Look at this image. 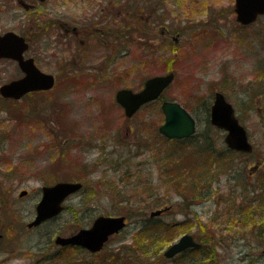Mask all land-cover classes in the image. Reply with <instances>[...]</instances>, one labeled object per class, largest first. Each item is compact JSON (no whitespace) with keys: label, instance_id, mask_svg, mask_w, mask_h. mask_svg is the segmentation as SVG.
I'll return each instance as SVG.
<instances>
[{"label":"rangeland","instance_id":"1","mask_svg":"<svg viewBox=\"0 0 264 264\" xmlns=\"http://www.w3.org/2000/svg\"><path fill=\"white\" fill-rule=\"evenodd\" d=\"M161 5L171 35L175 22L195 25L207 12L220 18L210 25L211 38L195 28L183 31L178 56L170 43L163 52L145 48L140 23L132 22L124 50L103 71L96 68L101 57L91 61L86 55L60 72L61 59L49 57V38L42 36L31 48L40 69L56 75L54 88L21 100L0 95V264L82 259L84 264H264V17L255 23L253 43L252 32L239 30L233 0H161ZM27 27L25 11L0 0V33ZM169 72L175 79L159 100L126 118L116 92H137L148 78ZM20 75L16 63L0 61V86ZM215 91L226 95L257 153L243 158L226 151L224 133L210 124ZM163 100L182 105L196 120V131L182 148L158 131ZM181 160L189 164L180 165ZM239 161L237 181L228 179V168ZM255 164L258 174L247 177ZM189 169L194 175L183 179ZM63 181H79L83 189L66 198L53 221L30 229L41 187ZM22 189L28 196L19 197ZM99 215L128 219L99 255L54 243L57 235L89 228ZM186 234L204 249L185 259H165L166 248ZM210 245L214 256L204 251Z\"/></svg>","mask_w":264,"mask_h":264},{"label":"flooded vegetation","instance_id":"2","mask_svg":"<svg viewBox=\"0 0 264 264\" xmlns=\"http://www.w3.org/2000/svg\"><path fill=\"white\" fill-rule=\"evenodd\" d=\"M9 1H13L15 3V6H19L25 11V15L28 21V27H27L28 29H26V31L25 30L18 31L16 29L4 30V32L0 33V36H4V34L6 33H13L14 35L16 34L17 36L24 39L25 43H27V47L25 51H23L22 53V59L33 60L34 66L40 71L42 70L37 65V58L33 54V49L31 48V46L37 44V42L41 40L42 36L49 38L48 41L49 45L47 47L48 51L50 50L51 52V54H49V57L55 58L53 60H56L57 58L61 59L59 70H61L60 72H64V73L68 72V70H71L69 66L70 60L73 61V64H76L78 60L79 61L83 60V58H85L86 55H88L86 58L91 61L94 59L95 56L101 57L102 59L96 68H98L99 71H103L104 69H106L108 66V62L114 63V60L116 59L115 56L118 54L119 50H124L125 47L123 48L121 44L123 43L124 40L131 38L133 23H136L137 26H138V22L140 23L139 26L140 29L138 30L145 42L142 43L145 46V48L149 50L158 49L159 51L163 52L165 50V43H170V47L174 50L173 54H175V56H178L179 48L185 42L184 41L185 32L183 31L187 30V28L189 29L195 28L197 29L196 31H199V33H201L202 31L207 32L208 33L207 37L211 38L212 32L209 31L211 28L210 25L215 24L214 22L215 19L220 18L219 16L218 17L216 16L214 18L213 16H215L216 14H210V12H207L206 16L208 18L205 19V21L199 20L195 25L191 24L190 26L188 25L187 27H182L177 22H175V24L178 27L175 30V34L171 35L170 26L167 24L164 25L162 22L163 10L161 5V0H9ZM233 2L235 3V0H233ZM260 17H264V13L257 15L256 19H254L252 22L241 23L237 21L235 14V19L238 23L237 25L239 27V30L242 31V29H244L245 32H249V33L252 32L253 37L249 39V41L254 40L253 43L256 42L258 39V36L255 35L256 34L255 23L260 19ZM196 35L194 34L193 37L196 38ZM248 38L250 37L248 36ZM211 40L214 41V39ZM54 45L56 46L55 48H57V51H54L53 49ZM59 47L61 48L60 51H63L62 52L63 54H67V57H65L62 53L58 54ZM254 48L257 47L254 45ZM5 60L13 61L18 66L21 75L17 77V79L22 78L24 76V72H22L18 61H14L13 59L6 57L0 58V61H5ZM162 63H165V57L162 58ZM86 64H89V61H87ZM42 72L45 73V71ZM52 75L54 78L56 77V75L54 74ZM17 79H13V80H17ZM52 88H54V86ZM215 92H220V91H215ZM36 93L39 92H29L28 94L22 96L18 100H21L26 96ZM220 93L224 95L226 101L230 103L226 95L222 92ZM7 99H11V98H7ZM212 103L213 100L210 106L212 105ZM246 133H247V138L249 139V142L251 144V148H252L251 152H249L248 154H244L239 151L237 152L232 150H226V151L228 153L229 152L233 153V155L235 156L241 155L243 158H247L251 154L257 153L258 149L254 148V146L252 145L249 137V132L247 130ZM233 163H235V160ZM241 164L242 162L239 161L238 166L232 165L228 168L229 169L228 179L237 181L238 168L240 167ZM258 165L259 164H255L251 166L252 167L251 171H249L247 177L251 178L258 174L259 172ZM248 168H249L248 165L245 166V170ZM28 194H29V190L22 189L20 190L19 197L21 198L23 196H28ZM1 206L2 203L0 204V207ZM64 209L65 207H63V210ZM164 212H162L160 215L164 214ZM45 221H53V219H48ZM125 222L128 224V219H126ZM74 233H76V231L69 232L67 235H72ZM2 236L3 235H0V239L2 238ZM193 239L195 240V242L199 243L198 247L201 246V243L197 241L195 237H193ZM198 247L196 248L188 247L186 250L182 252H185L188 249L191 250L198 249ZM82 251L84 253H87L89 256L99 255L101 253V251H99L98 253H89L84 249H82ZM182 252L178 253L177 255L181 254ZM176 256L167 259L172 260Z\"/></svg>","mask_w":264,"mask_h":264},{"label":"water","instance_id":"3","mask_svg":"<svg viewBox=\"0 0 264 264\" xmlns=\"http://www.w3.org/2000/svg\"><path fill=\"white\" fill-rule=\"evenodd\" d=\"M234 11L236 19L241 23H249L256 19V16L264 13V0H235ZM27 43L24 39L6 33L0 36V58H11L19 62L24 72L22 78L6 82L0 86V95L7 99L18 100L29 92L48 91L54 86L52 74H46L37 69L33 60L22 59ZM172 72L166 75H158L148 78L141 90L133 92L131 89H120L116 92L115 100L119 103L125 113V117L133 116L140 106L151 101H156L162 92L174 80ZM213 103L210 106V123L213 127L225 132L224 142L226 146L234 151L248 153L252 151L251 144L247 138L244 127L239 123L233 106L225 99L220 92L214 93ZM164 115V122L158 128L167 139H182L193 135L195 132V120L185 108L174 101H163L160 105ZM80 182H57L53 186L41 188V198L35 207L34 219L29 222L28 227H34L59 215L63 210L62 203L70 194L81 189ZM165 210V209H164ZM164 210H157L150 213V216L161 214ZM126 226L123 216L99 215L92 222L89 228H81L67 237L57 236L54 243L63 247L68 245L82 247L88 252L97 253L108 242L109 238L117 234ZM188 247L196 248L198 244L191 235L186 234L179 237L176 242L170 244L163 253L165 258H172Z\"/></svg>","mask_w":264,"mask_h":264},{"label":"trees","instance_id":"4","mask_svg":"<svg viewBox=\"0 0 264 264\" xmlns=\"http://www.w3.org/2000/svg\"><path fill=\"white\" fill-rule=\"evenodd\" d=\"M166 140H167V139H166ZM168 141H169V140H168ZM186 141H187V140L185 139V140H182V141L172 140V141H170V142H171V143H172V142H175V143H174V145H175L174 148L177 149V148H182V147H183L182 142L184 143V142H186ZM178 144H179V145H178ZM189 146H191V145H189ZM227 150H228V149H227ZM209 154H210L211 156H212V155H213V156H216V153H214V152H213L212 150H210V149H208V155H209ZM210 155H209V156H210ZM211 156H210V157H211ZM206 158H207V157L205 156V160H206ZM170 160H171V159H169L168 161H170ZM205 160H204V161H205ZM179 164H180V165H183V164H189V163H186L185 160H181V161H179ZM180 168H182V167H180ZM189 171H191V169H189L188 171L184 172V174H183V179H186V178L188 177V175H190V176H191V175H194L193 173H189ZM176 173H177V176H180V172H176ZM168 177H169V176L167 175L166 178H168ZM171 178H173V177L170 176V177H169V181H172V180L174 179V178H173V179H171ZM65 249H67V250L69 249V250H71V251H76V252H80V251H81L80 249L78 250L77 248H70V247H69V248H65ZM202 249H204V248H202V246H199L198 249H192V250H191V249H188L187 251L182 252L181 254H179V255H177V256H183L184 258H183V257H181V258L185 259V258H187V256L190 257V256H189V253H190V255H191V253H198V251H201ZM207 250L209 251L210 255H213V256L215 255V253H214V247H211V245L209 246V248L205 249L204 251L207 252ZM93 256H94V255H93ZM177 256H176V257H177ZM176 257L173 258V259H177V258H178V257H177V258H176ZM75 261H76V262H70V264H84L83 259L80 260L79 262H78L77 260H75ZM95 264H97V263H95Z\"/></svg>","mask_w":264,"mask_h":264}]
</instances>
